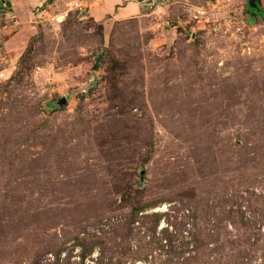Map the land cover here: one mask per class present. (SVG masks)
<instances>
[{"label": "rangeland", "instance_id": "obj_1", "mask_svg": "<svg viewBox=\"0 0 264 264\" xmlns=\"http://www.w3.org/2000/svg\"><path fill=\"white\" fill-rule=\"evenodd\" d=\"M11 2L0 147L37 128L22 149L43 160L21 192L0 148V264H264V21L248 0Z\"/></svg>", "mask_w": 264, "mask_h": 264}, {"label": "trees", "instance_id": "obj_2", "mask_svg": "<svg viewBox=\"0 0 264 264\" xmlns=\"http://www.w3.org/2000/svg\"><path fill=\"white\" fill-rule=\"evenodd\" d=\"M248 12L253 15L254 17H259L264 21V11L260 9V7H258V9H251L249 6H247ZM71 23H68V25ZM70 28L66 25L64 28V33H67L68 30ZM101 58H97V62L95 65V68L97 69V66L100 62ZM18 123V122H17ZM41 128V126H39ZM37 128H35L34 130H27L25 133H21L20 135L16 136V138L12 137L7 138L5 137V141L6 143L4 145H2L0 148L2 149H6L7 150V154L8 157L6 159V161L2 164V166H6L7 170H9V177H8V185H14L16 187V189H18L21 192H26L29 189L30 185L27 182L26 179V175H24L26 172H28V170L31 168L32 164L34 163H41L43 160V157H41L38 161L34 160L32 158V154L30 153V149H22L24 146H28V144L30 143V141L33 140V144L34 146L37 145H42L41 141L36 142L35 139L37 137V134L35 133V130ZM37 132V131H36ZM11 144V145H10ZM64 145H66V143H64L62 141V145H60L61 147H57V143L54 141V143L50 146V157L52 158L55 155H59L60 152H63L65 150L64 149ZM63 147V148H62ZM12 148L18 149L17 153L13 151ZM15 163H17L16 168H15ZM56 172L58 171V166L54 167ZM10 178V179H9ZM38 181H36L37 183ZM55 182V181H54ZM36 183H34L33 185H35ZM32 185V186H33ZM148 207L147 206H139L136 207L134 209H132V213H131V219L134 220L135 217H137L141 212H143L144 210H146ZM225 219V218H223ZM228 221H232L229 217L227 218ZM222 222V221H220ZM233 222V221H232Z\"/></svg>", "mask_w": 264, "mask_h": 264}, {"label": "crops", "instance_id": "obj_3", "mask_svg": "<svg viewBox=\"0 0 264 264\" xmlns=\"http://www.w3.org/2000/svg\"><path fill=\"white\" fill-rule=\"evenodd\" d=\"M13 1L14 2L12 3L11 0H9V2H11L12 6H13V9L19 13H23V14L25 13L26 14V11L28 9H30V6L34 3L35 0H13ZM123 17H125V16H122L120 19H122Z\"/></svg>", "mask_w": 264, "mask_h": 264}, {"label": "water", "instance_id": "obj_4", "mask_svg": "<svg viewBox=\"0 0 264 264\" xmlns=\"http://www.w3.org/2000/svg\"><path fill=\"white\" fill-rule=\"evenodd\" d=\"M248 6L251 9H258V7H260V3L258 2V0H248ZM65 103V100L60 101V105H64Z\"/></svg>", "mask_w": 264, "mask_h": 264}, {"label": "flooded vegetation", "instance_id": "obj_5", "mask_svg": "<svg viewBox=\"0 0 264 264\" xmlns=\"http://www.w3.org/2000/svg\"><path fill=\"white\" fill-rule=\"evenodd\" d=\"M251 16H253V15H251ZM254 17V16H253Z\"/></svg>", "mask_w": 264, "mask_h": 264}]
</instances>
